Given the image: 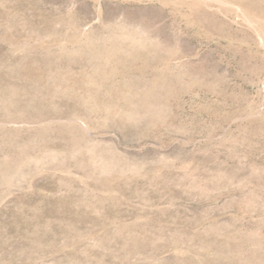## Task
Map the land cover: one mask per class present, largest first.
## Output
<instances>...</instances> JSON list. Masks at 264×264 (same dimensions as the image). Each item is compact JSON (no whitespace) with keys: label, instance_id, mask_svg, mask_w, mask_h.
Returning <instances> with one entry per match:
<instances>
[{"label":"rangeland","instance_id":"374dc122","mask_svg":"<svg viewBox=\"0 0 264 264\" xmlns=\"http://www.w3.org/2000/svg\"><path fill=\"white\" fill-rule=\"evenodd\" d=\"M0 264H264V0H0Z\"/></svg>","mask_w":264,"mask_h":264}]
</instances>
